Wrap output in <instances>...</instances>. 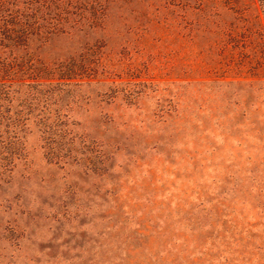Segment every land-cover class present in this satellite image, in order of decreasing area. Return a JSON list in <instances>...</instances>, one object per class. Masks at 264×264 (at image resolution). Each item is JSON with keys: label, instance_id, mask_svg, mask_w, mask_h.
Instances as JSON below:
<instances>
[{"label": "rangeland", "instance_id": "rangeland-1", "mask_svg": "<svg viewBox=\"0 0 264 264\" xmlns=\"http://www.w3.org/2000/svg\"><path fill=\"white\" fill-rule=\"evenodd\" d=\"M229 3L192 31L123 1L46 50L93 68L22 110L62 123L0 160V264H264V22Z\"/></svg>", "mask_w": 264, "mask_h": 264}, {"label": "trees", "instance_id": "trees-1", "mask_svg": "<svg viewBox=\"0 0 264 264\" xmlns=\"http://www.w3.org/2000/svg\"><path fill=\"white\" fill-rule=\"evenodd\" d=\"M123 1L129 0H0V160L9 161L17 155L22 145L20 134L28 123L42 134L54 133L61 125L58 115L23 113L31 107L30 100L44 102L59 88L88 78L93 68L87 63L75 64L72 52L65 49L58 55L46 50L61 41L103 30L111 7ZM231 1L172 0L192 31L196 28L191 23L197 22L199 15L239 17L243 11L233 9ZM256 2L264 22V0ZM205 7L211 9L203 14ZM96 60L95 65H100L101 59Z\"/></svg>", "mask_w": 264, "mask_h": 264}]
</instances>
